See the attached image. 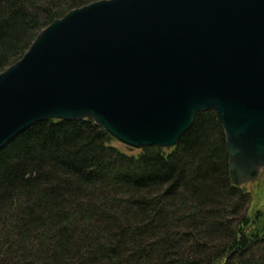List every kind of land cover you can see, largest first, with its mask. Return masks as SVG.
Here are the masks:
<instances>
[{
  "label": "trees",
  "instance_id": "16d2710c",
  "mask_svg": "<svg viewBox=\"0 0 264 264\" xmlns=\"http://www.w3.org/2000/svg\"><path fill=\"white\" fill-rule=\"evenodd\" d=\"M98 1L0 0V73ZM116 144L84 120L38 123L5 146L0 264H264V211L231 183L214 112L173 148Z\"/></svg>",
  "mask_w": 264,
  "mask_h": 264
},
{
  "label": "water",
  "instance_id": "95a60500",
  "mask_svg": "<svg viewBox=\"0 0 264 264\" xmlns=\"http://www.w3.org/2000/svg\"><path fill=\"white\" fill-rule=\"evenodd\" d=\"M214 112L236 187L264 172V0H101L53 21L0 73V152L46 121L92 120L134 150Z\"/></svg>",
  "mask_w": 264,
  "mask_h": 264
},
{
  "label": "rangeland",
  "instance_id": "374dc122",
  "mask_svg": "<svg viewBox=\"0 0 264 264\" xmlns=\"http://www.w3.org/2000/svg\"><path fill=\"white\" fill-rule=\"evenodd\" d=\"M117 147L121 150L127 152V153H137V150H129L123 145L119 144L117 142ZM246 189L251 193L252 195V204L253 207L257 209H261L264 211V173L261 175V177L254 183L245 185Z\"/></svg>",
  "mask_w": 264,
  "mask_h": 264
},
{
  "label": "flooded vegetation",
  "instance_id": "af4514ba",
  "mask_svg": "<svg viewBox=\"0 0 264 264\" xmlns=\"http://www.w3.org/2000/svg\"><path fill=\"white\" fill-rule=\"evenodd\" d=\"M264 173V172H263Z\"/></svg>",
  "mask_w": 264,
  "mask_h": 264
}]
</instances>
